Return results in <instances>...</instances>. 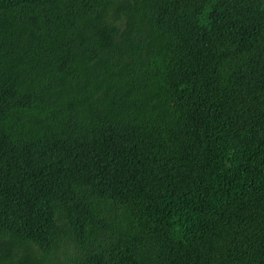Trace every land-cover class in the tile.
<instances>
[{
  "label": "trees",
  "instance_id": "16d2710c",
  "mask_svg": "<svg viewBox=\"0 0 264 264\" xmlns=\"http://www.w3.org/2000/svg\"><path fill=\"white\" fill-rule=\"evenodd\" d=\"M0 264H264V0H0Z\"/></svg>",
  "mask_w": 264,
  "mask_h": 264
},
{
  "label": "rangeland",
  "instance_id": "374dc122",
  "mask_svg": "<svg viewBox=\"0 0 264 264\" xmlns=\"http://www.w3.org/2000/svg\"><path fill=\"white\" fill-rule=\"evenodd\" d=\"M8 71H9L8 67H5L4 69H0V72H8Z\"/></svg>",
  "mask_w": 264,
  "mask_h": 264
}]
</instances>
